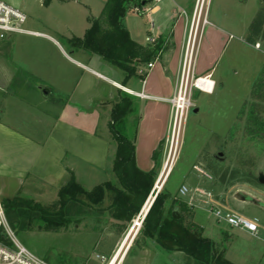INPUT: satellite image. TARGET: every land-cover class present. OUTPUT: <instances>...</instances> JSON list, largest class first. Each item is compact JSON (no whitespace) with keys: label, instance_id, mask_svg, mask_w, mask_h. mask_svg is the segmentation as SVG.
<instances>
[{"label":"rangeland","instance_id":"1","mask_svg":"<svg viewBox=\"0 0 264 264\" xmlns=\"http://www.w3.org/2000/svg\"><path fill=\"white\" fill-rule=\"evenodd\" d=\"M2 1L19 10L21 6H27L26 20L20 24L24 29L47 31L45 20L47 16H51L60 33L52 34L67 49L70 47L66 38L83 37L88 27L86 20L80 18L75 10L70 15L62 0H53L50 6H47L48 0ZM170 1L153 0L149 4H159L163 8L160 14L152 15L154 26L148 10H129L125 22L131 37L140 43H146V37L150 33L159 35L167 25L171 26V21L165 15L168 9L164 8ZM194 1L189 0V16L192 15ZM202 3L196 48L203 34L205 20L209 22L208 19L229 29L234 37L231 39L232 44L228 45L220 57L214 76H209L214 82L212 92L193 89L192 106L178 142L173 169L162 188L164 177L157 183L158 188H161L160 192L166 196L163 217L171 213L174 215V211L179 217L182 214L185 224L199 227L202 235L213 241L216 249L234 264H264V183L259 181V176L264 175V0H201ZM72 6L70 5V9L74 8ZM23 33L0 30V45L10 63L12 61L11 70L14 64L17 65L12 85L20 93L22 103L17 109L24 117V129L32 136L43 139L49 136V126L46 127L44 122L39 123L36 118L40 116L39 112L53 113L58 108L56 104L43 103L33 85L36 81H52L55 72L58 74L55 76L58 81L61 79L59 74L66 67L60 52L51 41ZM166 37L171 44L170 35ZM171 49L172 46L169 51ZM122 92L132 97L134 109L126 116L125 121L117 124V128L121 131L125 123L133 136L140 118L139 107L134 94L124 90ZM11 99L7 95L5 105L10 104L9 107H12ZM101 113L98 125L100 132L106 125V119L108 127L110 121V115H105L103 111ZM34 125L38 129L37 133L32 132ZM108 132L112 135L111 131ZM166 144L165 136L160 148V161H155L153 166L159 171L157 178L163 169ZM32 153L21 152L20 158ZM40 153L43 157L48 155V152ZM57 153L54 152V157ZM114 153L106 152L104 165L97 171L86 168V164L70 157V153L67 157L63 154L58 165L54 162V168L74 166L83 175H92L88 180L82 181L83 185L80 184L86 192L107 182L121 187L112 170ZM40 163L45 162H38ZM68 172L70 178L74 172ZM67 181L62 184L59 182L56 186L36 179L35 175H28L20 189L13 182L4 194L8 197L18 195L23 200L31 201L32 206L38 204L45 210L54 212L59 207V190ZM181 184L202 187L212 193L217 203L245 216L257 218L260 224L258 237L217 222L207 210L197 207L183 210L179 205L182 197L179 193ZM238 193L250 195L260 204L239 200ZM1 195L2 204L5 197ZM77 196V201L67 204L64 226L59 231L46 230L42 213L38 209L32 211L25 207L26 209L17 213L15 225L8 221L13 235L48 264H108L119 250L121 252L115 264H199L183 251H167L162 248L156 237L146 236L142 232V225L137 229L140 224V218L137 217L141 210L129 218L127 212L120 211L113 205V190L106 189L103 198L97 202L91 201L87 194Z\"/></svg>","mask_w":264,"mask_h":264},{"label":"crops","instance_id":"2","mask_svg":"<svg viewBox=\"0 0 264 264\" xmlns=\"http://www.w3.org/2000/svg\"><path fill=\"white\" fill-rule=\"evenodd\" d=\"M52 1L48 0L47 6H50ZM106 1L62 0L64 8L68 9L70 15H73L71 11L75 10L79 13L80 18L86 20L88 27L90 25L89 18L98 17ZM189 4V0H171L165 4L164 8L168 9L165 11V15L168 17V21H171V26L168 27L167 25L159 35L150 34L155 38L170 35L173 43L172 52L168 51L161 56L160 60L154 61L153 67L147 69L148 73L145 79L132 77L125 85L124 72L101 56L83 49H67L52 34L54 32L59 33V31L52 22L51 16H47L45 20V25L47 24L48 27L47 31L27 28L26 30L31 32H24L23 34L35 35L51 41L60 52L66 67V70L59 74L61 79L58 81L55 79V76H58L55 72L53 73L54 81H41V83L36 81L33 85L34 90L38 92V98L42 99L43 103H49V105L53 103L58 108L53 113L50 111L39 112L40 116L36 118L39 123L44 122L46 127L49 126V136L43 139L32 136L24 129V117L17 109L22 103L20 93L12 85L13 78L16 76L14 68L17 65L14 64V68L11 70L12 61L10 63L3 46L0 45V195L4 194L13 182H16L20 189L28 175H35L36 179L56 186L59 185V182L62 184L68 180V170L74 172L73 175L80 184L83 183V180H88L87 178L92 175H83L74 166L67 165V167L57 169V167L54 168V164L58 165L61 162L63 154L67 157V154L70 153V157L81 160L90 170L97 171L98 168H102L106 159V152H116L117 143L108 132L110 131L108 119L105 121L106 125H103L104 131L103 129H100L101 132L98 131L102 116L101 111L105 115H111L112 106L118 101L120 91L127 89L143 94L142 96L135 95L140 118L135 128L134 137L130 134L131 129L125 123L121 132L128 138L135 140L137 165L142 170L153 168L152 154L160 142L164 140L168 130L170 117L168 99L175 91L191 18L195 11L198 14L200 9V2L196 7L197 0H195L191 7L192 15L189 16L187 13ZM70 5H73L74 8L70 9ZM26 7V5L21 6L22 9L20 8V10L25 13ZM142 8L144 11H149L151 23L154 26L152 15L160 14L163 10L162 6L156 4L146 5ZM133 11L137 10L133 9ZM125 18L124 23L127 27ZM208 20L197 48L196 73L200 76L213 77L214 69L220 57L228 45L232 44L231 39L234 36L229 29L215 24L210 19ZM127 29L130 31L128 27ZM69 37L71 36L67 38ZM37 83L40 84L39 87ZM40 87L49 88V94L43 96ZM7 95L12 98L10 101L12 107H9L10 104L5 105L4 103ZM125 119L126 117L124 121ZM32 132H38L36 125H34ZM21 152L33 153L29 156H23L22 159L20 158ZM40 152H48V155L43 157ZM54 152H58L55 157ZM42 161L45 163L38 164ZM1 196L8 197L7 194Z\"/></svg>","mask_w":264,"mask_h":264},{"label":"trees","instance_id":"3","mask_svg":"<svg viewBox=\"0 0 264 264\" xmlns=\"http://www.w3.org/2000/svg\"><path fill=\"white\" fill-rule=\"evenodd\" d=\"M152 2L153 0H107L101 14L89 18L90 25L83 37L66 38L68 46L72 50L83 49L99 55L120 68L124 72V85L132 77L145 79L148 63L161 58L173 47V43L171 41L169 44V39L163 36L146 44L136 42L125 26L124 18L129 10L141 11L142 7ZM133 102L130 95L120 91L118 101L112 106L109 121V129L117 143L112 170L121 187L107 182L97 185L91 192H86L71 174L67 183L59 190V207L56 211H47L38 204L32 206L31 201L23 200L18 195L5 197L2 206L7 221L15 225L19 211L25 207L32 211L38 209L42 213L43 221H46L45 229L59 231L64 226V211L69 202L77 201L78 194H87L91 201H100L106 189L114 191L113 205L120 211L127 212L129 218L139 213L153 189L159 171L155 167L142 170L137 165L134 138H128L117 128V124L133 110ZM161 146L162 141L152 154L154 162L160 161ZM165 203L166 196L159 192L142 223V232L146 236L156 237L158 244L167 251H183L195 258L199 264H234L216 249L213 241L202 235L199 227L185 224L182 214L179 218L172 213L163 217ZM179 205L183 210L191 208L182 199ZM4 241L10 243L7 238Z\"/></svg>","mask_w":264,"mask_h":264},{"label":"built area","instance_id":"4","mask_svg":"<svg viewBox=\"0 0 264 264\" xmlns=\"http://www.w3.org/2000/svg\"><path fill=\"white\" fill-rule=\"evenodd\" d=\"M159 2L160 0H154ZM200 0H197L196 7ZM200 9L197 14H193L189 32L186 37L184 51L182 54L178 78L173 95L168 99L170 104L169 126L166 134V157L163 164L162 172L165 171L168 165L174 164L176 152L178 151V142L184 132L187 116L190 107L192 106V92L194 88L201 90L198 87V81L209 76H199L196 73V40L197 32L200 25ZM26 14L19 9L6 4L0 0V30L11 32H31L20 26L25 22ZM207 23V20H205ZM3 36V33H1ZM155 37L147 36V42H154ZM154 61L148 63L147 69L152 68ZM209 82V81H208ZM207 82V83H208ZM214 83V82H213ZM131 94L142 96V93L133 90H126ZM180 196L191 208L197 207L207 210L211 213L217 222L225 223L231 227L246 231L257 236L259 233L260 224L257 218H251L235 212L214 200L212 193L202 187H189L186 184H181L179 188ZM9 239L10 243L5 242V238ZM109 261L108 264H110ZM0 264H48L43 259L35 255L30 249L23 245L13 235L9 223L7 221L3 206L0 202Z\"/></svg>","mask_w":264,"mask_h":264},{"label":"water","instance_id":"5","mask_svg":"<svg viewBox=\"0 0 264 264\" xmlns=\"http://www.w3.org/2000/svg\"><path fill=\"white\" fill-rule=\"evenodd\" d=\"M40 89L42 91V95L43 96H47L49 94V92H50V89L47 88V87H40ZM160 178H161V175H159V177L157 178V180H156V182H155V184L153 186V189H152L150 195L148 196L146 202L144 203V205H143V207H142V209H141V211H140V213H139V215L137 217V219L140 218V225L138 226L137 229H139V227L142 225V223H143V221L145 219V216L147 215V213H148V211H149L152 203L154 202V200L157 197L158 193L160 192L162 186L164 185V182H165L166 179L163 180V182L161 184V188H158L157 183L159 182ZM259 181L261 183H264V175H260L259 176ZM237 198L239 200H242V201H251V202H253L255 204H258V205L260 204V202L258 200H256L254 197H251L250 195H247V194H244V193H238L237 194ZM150 199H151V201H150L147 209L143 213L144 208H145L146 204L149 202ZM174 216L178 218L179 217V214L176 211H174Z\"/></svg>","mask_w":264,"mask_h":264},{"label":"bare ground","instance_id":"6","mask_svg":"<svg viewBox=\"0 0 264 264\" xmlns=\"http://www.w3.org/2000/svg\"><path fill=\"white\" fill-rule=\"evenodd\" d=\"M200 4H201V0H200ZM209 81V82H208ZM208 82V83H207ZM213 86H214V83L212 81V79H209V77L207 78H204L203 80H200L198 81V87L201 88L202 91H205V92H212L213 90ZM173 169V165H168L165 169L164 172L160 173L161 175V178L164 177V179L167 178V176L170 175L171 171ZM160 178V180H161ZM159 180V181H160ZM154 195V194H153ZM150 203V202H149ZM149 205V204H148ZM147 205V207H148ZM147 209V208H146ZM140 225V224H139ZM121 252V250L118 251V253L110 260L111 263L110 264H115L116 261H117V258L119 256V253Z\"/></svg>","mask_w":264,"mask_h":264}]
</instances>
